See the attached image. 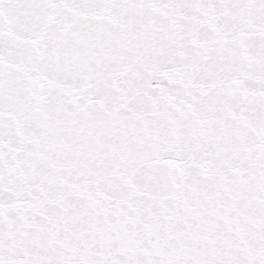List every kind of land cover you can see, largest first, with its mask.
<instances>
[{
	"label": "snow or ice",
	"instance_id": "snow-or-ice-1",
	"mask_svg": "<svg viewBox=\"0 0 264 264\" xmlns=\"http://www.w3.org/2000/svg\"><path fill=\"white\" fill-rule=\"evenodd\" d=\"M0 264H264V0H0Z\"/></svg>",
	"mask_w": 264,
	"mask_h": 264
}]
</instances>
